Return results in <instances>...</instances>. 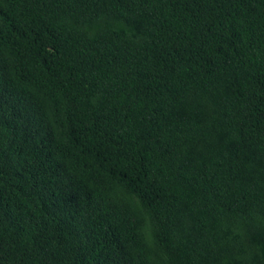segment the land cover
Returning <instances> with one entry per match:
<instances>
[{
  "label": "trees",
  "instance_id": "trees-1",
  "mask_svg": "<svg viewBox=\"0 0 264 264\" xmlns=\"http://www.w3.org/2000/svg\"><path fill=\"white\" fill-rule=\"evenodd\" d=\"M0 264H264V0H0Z\"/></svg>",
  "mask_w": 264,
  "mask_h": 264
}]
</instances>
